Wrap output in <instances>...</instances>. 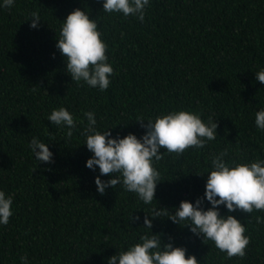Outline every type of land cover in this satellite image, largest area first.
Wrapping results in <instances>:
<instances>
[{"label": "trees", "instance_id": "obj_1", "mask_svg": "<svg viewBox=\"0 0 264 264\" xmlns=\"http://www.w3.org/2000/svg\"><path fill=\"white\" fill-rule=\"evenodd\" d=\"M0 0V191L12 196V216L0 224V264H108V258L159 233L162 243L184 247L199 264H264V211L229 213L246 228V255L228 258L211 240L153 209L169 214L180 201L202 207L212 157L227 150L226 162L264 161V130L255 113L264 109V84L255 73L264 69V0H149L141 22L135 16L103 11V0ZM96 21L113 68L110 85L101 91L71 81L65 58L56 47L63 20L72 10ZM40 17L30 27L31 13ZM66 108L76 127L47 117ZM187 110L218 125L216 138L202 149L168 153L153 159L160 174L155 197L145 204L138 195L108 187L97 191L95 177L107 181L98 166L86 167L93 153L86 147L85 112L96 130L111 136L146 132L137 119ZM33 137L46 143L53 162H38L29 148ZM35 170L33 171V169ZM119 175V174H116ZM145 215L152 220L149 230ZM138 216L139 220H130ZM152 232V233H151Z\"/></svg>", "mask_w": 264, "mask_h": 264}, {"label": "clouds", "instance_id": "obj_2", "mask_svg": "<svg viewBox=\"0 0 264 264\" xmlns=\"http://www.w3.org/2000/svg\"><path fill=\"white\" fill-rule=\"evenodd\" d=\"M13 3L14 0H3L2 6L11 7ZM148 4L149 0H103V11L135 16L143 22ZM31 18L30 27L37 28L41 20L39 14L33 12ZM56 40L71 81H83L93 88L107 90L111 82L109 77L113 74V68L107 62V45L101 39L96 21L90 19L86 11L76 8L68 13ZM255 76L264 84V69L256 72ZM84 115L88 122L83 131L85 144L93 153L86 160V167L94 170V166H98L101 175L112 177L107 181L95 177L97 191L103 195L108 187L116 188L122 183L125 190L137 194L145 204H151L157 182H160L153 159H163L161 149L177 155L189 148L202 149L207 141L215 140L218 127L212 118L205 123L199 114L181 109L158 115L154 120H147V124L143 123V119H137L146 128L139 139L132 133L113 138L108 129L103 132L96 130L93 112L88 111ZM47 119L57 126L66 127L67 137L73 135L76 121L66 108L53 109ZM255 124L264 130V109L255 113ZM29 148L38 162H53V153L47 144L36 137L31 139ZM226 155L225 149L212 157V169L208 173L204 192V199L210 207L204 209L200 198L195 204L182 200L173 213L169 214L166 208L153 209L151 217L163 216L180 226H188L203 240H211L228 258H243L250 242L245 235L246 228L233 215H221L219 206L224 205L229 213L237 210L247 214L254 210L264 211V161L229 163L224 159ZM12 203V196L0 191V224H8L13 214ZM129 219L136 221L140 217L130 216ZM256 222L264 223V219L257 216ZM143 225L149 230L152 228L148 215H145ZM139 241L127 250L110 256L108 264H199L194 255H186L184 247L162 243L159 233L141 235ZM20 259L22 264H28L26 256Z\"/></svg>", "mask_w": 264, "mask_h": 264}]
</instances>
